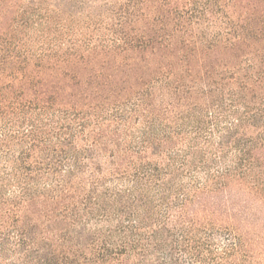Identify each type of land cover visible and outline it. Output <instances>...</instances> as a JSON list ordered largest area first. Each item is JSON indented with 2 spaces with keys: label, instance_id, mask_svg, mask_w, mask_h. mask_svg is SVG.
I'll return each instance as SVG.
<instances>
[{
  "label": "trees",
  "instance_id": "16d2710c",
  "mask_svg": "<svg viewBox=\"0 0 264 264\" xmlns=\"http://www.w3.org/2000/svg\"><path fill=\"white\" fill-rule=\"evenodd\" d=\"M52 1L0 33V264H159L225 214L264 222V21L124 0L112 39L100 22L80 45ZM32 18L57 20L49 41L17 39Z\"/></svg>",
  "mask_w": 264,
  "mask_h": 264
},
{
  "label": "rangeland",
  "instance_id": "374dc122",
  "mask_svg": "<svg viewBox=\"0 0 264 264\" xmlns=\"http://www.w3.org/2000/svg\"><path fill=\"white\" fill-rule=\"evenodd\" d=\"M11 1V6L6 7L10 9V13L5 19H0V33H7L6 28H8V25L14 24L15 27H19L22 20L26 19V16L24 17L23 15L24 12L37 14L38 5H41L42 8H47V4H54L52 0H47V4L43 3L42 0H35L38 5L34 7L31 4V0ZM179 1L181 4H184V1L187 2L188 7L184 8L185 11H187L192 6L191 3H196L203 8L208 0ZM215 1H217V4H215ZM75 2L79 3L77 4ZM64 4L66 10L67 8H73L76 14L72 15L69 11H66L64 14L56 16L57 20H61L62 26H64L63 39H77L80 45H83L81 42H83L85 38H90L89 35L85 36V34L89 33L91 35V31L95 24L100 22L103 23L101 26V34L106 37L105 40L108 42L112 39L113 34L111 32L118 23V19L113 11L120 8L125 2L124 0H64ZM208 4L209 8H217L216 5H218V7L221 6L222 10L224 9L226 12H235L236 14L248 13L250 15L249 17H251V23L253 24L264 21V0H211ZM35 18L36 20L38 19L36 16ZM34 20L35 19L32 18L28 21V28L24 34H19L20 36H17L18 40L24 39L25 41L31 40L39 42L40 40L44 41L50 39L47 29H49L50 26L55 27L54 24H56L57 20L52 21V19L49 18V20L45 22V25H43L44 32L41 34L34 32V28H36L33 27ZM220 23V18L217 20V18L209 17L206 26L209 25V28H211L209 32H212L215 30L214 27L218 28L217 26H220ZM88 27H90V31ZM95 34L97 33H94V35ZM8 36H12L10 30ZM141 123V119H136L131 125L129 124L125 128H134L130 130V132L132 131V136L138 137L139 134L135 132V129H140L142 126ZM125 128H123V130H126ZM133 140L132 138H125L123 142L125 145L131 146ZM110 160L108 155H104L102 158L101 162L105 168H110ZM225 215L223 219L225 221L214 220V231L210 230L203 234L199 233L185 239L179 237L183 245L178 247L176 251H170L169 249H167V251H162L159 254V258H161L159 264H264V222L259 218H250L245 222L244 218L239 216V221L233 224L239 225L240 229L238 232H231L229 230L227 231L226 227H229L232 222L227 218V214ZM100 229H107V227L104 223H99L97 220L90 221L88 227H86L87 233L89 232L90 234ZM239 235H242L245 243L242 248L236 247L237 241L235 237ZM155 261L156 258H151L148 264H152Z\"/></svg>",
  "mask_w": 264,
  "mask_h": 264
}]
</instances>
